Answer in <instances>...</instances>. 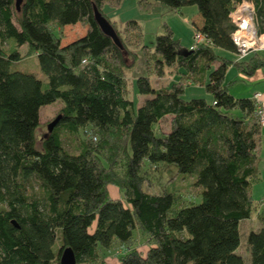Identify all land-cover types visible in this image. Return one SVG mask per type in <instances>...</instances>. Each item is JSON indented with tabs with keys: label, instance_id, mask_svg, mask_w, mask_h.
<instances>
[{
	"label": "trees",
	"instance_id": "1",
	"mask_svg": "<svg viewBox=\"0 0 264 264\" xmlns=\"http://www.w3.org/2000/svg\"><path fill=\"white\" fill-rule=\"evenodd\" d=\"M120 1L0 0V264H59L65 248L76 264H105L102 251L114 246L124 249L118 264H244L239 226L254 214L248 264H264V206L252 198L260 181L257 105L224 83L229 66L252 75L264 59L253 53L239 63L215 52L237 53L230 15L245 0H138L141 9L154 1L171 12L196 8L192 28L204 42L188 51L166 24L153 46L135 20L119 33L104 9ZM247 1L264 34V0ZM72 26L84 34L64 43ZM24 46L42 79L12 70ZM139 51L144 75L135 88L144 99L134 111L127 78ZM173 74L180 80L161 83ZM189 84L211 99H183ZM56 101L57 122L37 147L39 110ZM165 117L170 128L161 132ZM63 134L79 141L77 153L65 149ZM145 161L194 176L201 201L187 206L175 191H146ZM109 185L119 197L109 196ZM140 239L145 251L132 247Z\"/></svg>",
	"mask_w": 264,
	"mask_h": 264
},
{
	"label": "rangeland",
	"instance_id": "2",
	"mask_svg": "<svg viewBox=\"0 0 264 264\" xmlns=\"http://www.w3.org/2000/svg\"><path fill=\"white\" fill-rule=\"evenodd\" d=\"M138 0H121L118 5L113 7L106 6L104 12L107 14L110 21L115 22L114 27L118 29L119 33L122 32L123 24L130 20L138 22L142 31V40L144 45L153 46L155 43V37L163 32V24H166L173 32L174 38L179 41L182 50L188 51L194 43L195 34L193 31L192 21L196 20L195 15L197 10L194 6H186L179 10V12H171L165 5L153 2L152 7L148 9H141ZM66 38L64 43L77 38L84 34V29L80 26L66 27ZM199 47V46H198ZM13 48V47H12ZM216 54L224 57L228 60H235L242 63V61L248 59V57L257 53L259 57L264 59V49L253 51L243 58L237 56V54L229 53L220 49L215 50ZM30 52L24 46L19 49L18 54L21 57L20 61L12 65V70H17L23 73H31L39 79L43 78L37 59L34 55H30ZM258 58V57H256ZM127 64L132 65L131 60H136V65L133 71L128 73V82L130 94L129 97L133 101L134 111L141 104L144 97L137 93L135 88V79L137 76L144 75L142 55L139 51L137 57L133 59L131 55L125 54ZM218 63L212 65L214 69ZM184 72L183 70H180ZM180 75L173 74L168 75L162 84H166L169 81H179ZM264 80V68L256 70L252 75H245L239 72L234 66H229L225 73L224 83L228 86L229 93L235 98H250V95L254 92L256 85L264 86L261 81ZM182 98L189 100L191 98H204L206 101L211 99V95L208 94L203 86L189 84L184 87ZM61 105L59 101L53 104L42 106L39 110V122L40 125L36 130V146L40 147L42 138L47 134V126L55 118L58 107ZM233 116L238 115V110H232ZM156 128L161 131H168L170 128L169 117H165L156 125ZM159 134V133H156ZM62 142L65 149L71 153L78 152L79 141L69 135L63 134ZM144 170L146 180L145 188L150 193H159L161 191H175L182 199L184 205L198 204L201 201V188L196 187L193 184L194 176L182 174L177 171L175 165L168 166H150L145 161ZM261 165L259 164L258 167ZM264 164H262V167ZM259 170V168H258ZM259 183V182H258ZM257 184V183H256ZM260 191V190H259ZM256 190V195L253 198L255 204L258 205V209L264 206V199H260V193ZM259 194V195H257ZM109 196L112 198L119 197L117 189L109 185ZM253 196V195H252ZM260 204V205H259ZM258 225V221L255 214L247 221L240 223L239 229L241 233L240 246L237 252L242 256L244 264L249 263L250 254L246 249L245 236L249 229H255ZM132 247L139 249L140 251L146 250V245L143 241L137 240L132 243ZM123 248L114 246L109 251H102V258L105 264H118V257L123 253Z\"/></svg>",
	"mask_w": 264,
	"mask_h": 264
},
{
	"label": "built area",
	"instance_id": "3",
	"mask_svg": "<svg viewBox=\"0 0 264 264\" xmlns=\"http://www.w3.org/2000/svg\"><path fill=\"white\" fill-rule=\"evenodd\" d=\"M235 30L231 34V40L237 49V56L245 57L253 51L264 49V34L256 32L254 24V7L251 1H243L230 15ZM191 50L196 49L204 42V37L196 33ZM256 113L260 126H264V113L259 103V94L253 95Z\"/></svg>",
	"mask_w": 264,
	"mask_h": 264
},
{
	"label": "crops",
	"instance_id": "4",
	"mask_svg": "<svg viewBox=\"0 0 264 264\" xmlns=\"http://www.w3.org/2000/svg\"><path fill=\"white\" fill-rule=\"evenodd\" d=\"M261 84H264V80L261 81ZM254 94H259V103L262 107L263 113H264V86L256 85L254 92L250 95V98L253 99ZM259 148H258V161H257V168H259V174H260V181L259 183L255 184L252 187V197L256 195V190H260L259 195L260 199H264V166L262 167V164H264V126L260 127V136H259ZM261 165L258 167V165ZM264 201V200H263ZM259 224L256 228H258Z\"/></svg>",
	"mask_w": 264,
	"mask_h": 264
},
{
	"label": "water",
	"instance_id": "5",
	"mask_svg": "<svg viewBox=\"0 0 264 264\" xmlns=\"http://www.w3.org/2000/svg\"><path fill=\"white\" fill-rule=\"evenodd\" d=\"M94 17H95L96 22L100 26V29L102 30V32L105 33L106 35H109L113 39H115V35L109 23L96 10H94ZM56 122H57V118L49 124V129L52 128L56 124ZM59 264H76L74 254L69 248H65L62 251L60 258H59Z\"/></svg>",
	"mask_w": 264,
	"mask_h": 264
}]
</instances>
